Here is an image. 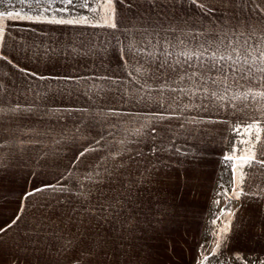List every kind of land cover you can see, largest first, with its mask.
I'll use <instances>...</instances> for the list:
<instances>
[{"label":"crops","instance_id":"crops-1","mask_svg":"<svg viewBox=\"0 0 264 264\" xmlns=\"http://www.w3.org/2000/svg\"><path fill=\"white\" fill-rule=\"evenodd\" d=\"M205 3L215 9L207 16L190 3L172 6L164 0L160 13L151 14V21L137 23L145 26L151 24L157 29L160 25L175 27V34L184 41V45L169 49L171 61L184 59L177 53L185 46L195 49L199 42L206 43L208 40L207 36H201L197 41L192 35H185L189 32H206L209 36L216 34L212 50L215 51L216 44H219L220 51L227 54L231 52L230 41L234 44L237 39L234 33L245 31L247 35L244 22L252 15V5L235 7L233 0H229L227 5L223 0H205ZM114 7L125 19L134 14L127 12L119 3L114 4ZM158 14L160 20L157 22ZM257 14H260L259 9ZM226 16L234 18L226 19ZM5 24L7 35L4 41H0V51L20 67L48 79L26 76L7 61H0V109H3L0 111V145L3 146L0 147V156H3V167H0V227L19 212L25 193L55 184L62 177H68L62 183L70 186V109L88 105V74L100 75L111 79L95 81L117 83V91L126 92V144L121 151L117 148L119 156L115 151L113 153L116 160V185L127 189L122 201L190 205V219L182 216L185 225L176 228L173 238L168 240L164 230H151L147 225L144 236L140 237L142 257L111 260V264H168V261H174L173 264H196L206 222L214 207L218 213L224 208L237 213L234 219L228 216L226 224L231 220L235 227H229L224 234V252L264 257V197L245 195L239 200L229 201L227 197L217 195L224 188L232 191L231 164L239 161L234 156L232 161L225 162L224 157L233 152L242 154L240 149L244 148L243 142L250 139V133L246 132L249 133L247 136L244 125L252 122L250 117L264 121L261 116L264 109H260V105L251 97L245 109V102L232 96L237 91H247L249 87L259 91L262 82L242 81L241 88L229 79L227 91L223 83H209L207 87L225 97L220 100L212 98L211 101H202L200 95L192 96L191 91L196 90V84L191 80L173 85L190 90L189 95L167 91L161 95L158 91H149L147 87L141 88L146 77L136 73L139 67L136 60L130 64L121 63L119 52L123 44L109 35L111 29L27 21H6ZM262 31L258 27L256 35L260 36ZM168 35L171 37L170 33ZM245 38L239 37L241 44ZM221 40L223 43H220ZM121 41H124L123 36ZM173 43L179 44V41L174 40ZM152 51L157 53L158 59L163 58L158 55L159 47ZM63 76L85 79L79 82L55 79ZM137 79L140 83L136 82ZM148 82L155 87L154 81ZM201 103L208 105L207 110L192 107ZM160 104L165 108L171 106L166 114L178 119L164 121L163 127L160 121H152L146 114L159 111ZM17 105L20 110L10 111ZM185 105L189 107L186 109ZM193 117L195 121H192ZM130 122L137 125L131 126ZM181 122H184L183 128L180 127ZM145 123L156 124L158 135L155 139L151 138L148 129L143 130V135L136 134ZM260 135L264 139V124ZM154 146L163 150L154 153ZM123 160H126V165L122 163ZM245 171L250 173L245 180L251 186V191L259 192L260 188H264V168L256 166ZM53 195L48 190L28 198L18 226L10 229L0 242V264H71L69 250L62 254L61 247L56 248L54 243L55 210L60 203L53 199ZM57 196L61 203L69 202L68 194ZM124 228L126 232L119 240L122 243L129 242L130 231L136 229L130 225ZM124 228L117 226V230L122 231ZM152 241L161 251L166 250L168 244L172 245V257L175 259L147 258L145 244ZM96 264L104 262L99 260Z\"/></svg>","mask_w":264,"mask_h":264},{"label":"snow or ice","instance_id":"snow-or-ice-1","mask_svg":"<svg viewBox=\"0 0 264 264\" xmlns=\"http://www.w3.org/2000/svg\"><path fill=\"white\" fill-rule=\"evenodd\" d=\"M190 3L191 5L197 6L201 12L207 16L212 14L215 9L208 6L205 0H167V3L175 6L177 3ZM119 3L124 6L127 12L134 13L131 16L125 17L118 13L114 7V4ZM162 3L164 0H105L104 4L94 3L90 4L89 0H0V8L7 6V10H0V41H4L7 35V26L5 21H27L31 23H48L56 25H68L73 27H91V28H106L111 29L112 32L109 33L116 41L123 44L119 52L121 60L125 63H131L132 60H136L139 67L136 68V73L139 76L146 77L141 83V88L147 87L149 91H158L161 95L167 91L169 93L183 92L185 95H189L190 90L184 88L174 87L173 85L185 80H191L196 84V90L191 91L192 96L200 95L202 101H211L212 98L218 100L225 99L224 96L218 95L214 90H211L207 85L211 83L212 85L224 84L225 90L227 91L230 87L229 79L232 80L239 87H243L242 81H247L249 83L262 82L261 90L255 91L251 87L247 91L239 92L237 91L232 98L236 100L244 101V108H248L247 101L251 97L253 101L260 105V109H264V31L261 32L260 36H257L258 27L264 30V0H233L235 7H248L252 13L251 17L244 22L247 28V35L245 31H239L237 39L233 44L231 41L229 46L231 47V52L225 54L220 51L219 44H216L215 51L212 50V46L216 43V34L209 36L206 32H189L185 35H192L193 39L199 41V37L207 36V42H199L197 48H187L184 47L177 55L183 56V60L176 59L171 61L169 57L172 53L169 51L170 48H176L180 45H184V41L176 36V29L174 26L169 25L167 27L160 25L157 29L151 24L145 26V24H138L137 21H151L152 13H160ZM226 5L229 4V0H223ZM19 4L20 7L15 8L14 5ZM147 6V7H145ZM77 9H87L91 15H84L77 12ZM257 9H259L260 14H257ZM138 10V11H137ZM75 12V14H73ZM49 13L51 15H49ZM223 15V13H221ZM226 19H231L233 17H225ZM157 22L160 20V15L156 16ZM239 24L240 21L238 20ZM120 33V35H116ZM161 33L165 35L161 36ZM171 34V37L168 34ZM226 36L227 33H224ZM121 36L124 37V41H121ZM246 38L243 44L240 43L239 37ZM155 37V39H153ZM174 40L179 41V44L173 43ZM220 43H223L221 40ZM159 47L158 55L163 57L158 59L157 53L152 51V49H157ZM75 51V49H73ZM47 52L48 50L45 49ZM210 53V54H209ZM0 61H7L9 65L17 68L21 73L26 76H32L36 79L45 80L48 79L42 75L34 72H29L26 69L15 64L12 59H10L6 54L0 51ZM195 61V63L193 62ZM149 72L151 74L149 75ZM131 75V73H130ZM55 79L61 81L69 82L75 80L79 82L84 77H72L63 76ZM93 79H111V77H93ZM152 80L155 83L150 84L148 81ZM137 83L140 81L137 79ZM91 99V97H90ZM159 111H151L146 115L151 118L152 121H160L161 127H163L164 121H170L172 119H178L169 113V108H165L163 104L158 105ZM189 106L185 105L187 109ZM192 107H203L207 110L208 105L201 103L200 105H192ZM20 110V106L17 105L15 108L10 109V111L16 112ZM241 110V109H238ZM3 111V109H0ZM25 111H30L26 109ZM110 114L114 116L124 115L123 113L116 112L114 109H110ZM261 116L264 117V111H261ZM251 123L244 125L246 132L250 133V139L244 141V148L240 149L241 155H236L233 152L231 155H226L224 157L225 162L232 161L234 156L239 161V163H232V191L229 192L227 188H224L222 193H217L218 196H225L229 199H241L242 196L252 195L264 197V188H260L259 192L251 191V186L248 185L245 180L246 176H250V173L245 171V169H252L256 166L264 168V139L261 138L260 132L262 124L264 121L257 120L250 117ZM196 118L193 117L192 121ZM203 123L204 121H200ZM214 122V121H213ZM180 127H184V122H181ZM148 129L151 138L155 139L158 135V128L155 123H145L138 129L136 134L143 135V130ZM252 130H255L254 132ZM239 134V133H238ZM100 141H97L99 144ZM0 147H3L0 145ZM163 149H158L155 146L152 151L155 153ZM89 151H97L96 148L88 149L80 152L78 157H84ZM179 151V149H177ZM117 156L120 153H116ZM137 155H141L137 153ZM115 159V157H113ZM103 161L101 162V164ZM101 164L96 165L100 167ZM76 166L75 164L73 165ZM0 167H3V156H0ZM115 167V165H113ZM239 172V176L237 173ZM71 175V172H69ZM68 177H62L57 179L55 184L44 185L42 188L34 189L31 192L25 193L23 201L21 202L19 212L14 215L10 222H6L4 226L0 227V242L2 238L8 233L10 229L14 226H18V222L22 219V214L26 210V201L29 197L35 195L37 192H43L51 190L53 199H56L57 203H61L59 196L55 195L57 193L69 192L68 189L62 183V180H66ZM91 178V175L89 176ZM221 187H224L223 185ZM259 187V186H258ZM219 204V201H217ZM99 210L104 211L103 205H99ZM74 212H78V209H72ZM88 211V209H85ZM221 215L217 216L216 219L212 220V224H216L218 220H222L224 216H230L233 219L236 217V212H231L227 208L221 209ZM110 215V214H109ZM93 218H97L95 212ZM107 218V217H104ZM71 222V218H70ZM83 226V225H81ZM229 227H235V224L230 220L229 224H226L223 228L219 229L220 234H226ZM74 239L67 240L61 247V253H66L69 248L76 243L79 239L80 244L84 247L80 248L79 255L74 256L73 260L75 264H95V261L91 258L93 255V250L90 245L83 239L82 236L78 234H73ZM221 246L220 241H216V248ZM204 246H201L203 249ZM216 249L212 251L214 256ZM209 261V256L204 255L198 264H206ZM260 264H264V260L260 261Z\"/></svg>","mask_w":264,"mask_h":264},{"label":"rangeland","instance_id":"rangeland-1","mask_svg":"<svg viewBox=\"0 0 264 264\" xmlns=\"http://www.w3.org/2000/svg\"><path fill=\"white\" fill-rule=\"evenodd\" d=\"M89 3H100L102 5L105 0H89ZM14 7L18 8L20 5L16 4ZM0 10H7V6L0 8ZM76 11L84 15H91L87 9H77ZM49 15L51 14L49 13ZM120 61L125 63L124 60ZM93 77H100V75L88 74V105L70 109L72 112V122L70 124L71 175L70 186H66L70 191L56 194H68L69 202L57 204L54 243L56 248L62 247L67 240L74 239V233L78 234L91 246L93 250L91 258L95 261V264L99 260L103 261L104 264H111L113 260L142 257L140 237L144 236V228L147 225L152 228L151 230L160 228L164 230L168 240L173 238L174 233L177 232L176 228L184 224L182 223V216L190 219L188 213L190 205L169 202L139 203L122 201L127 194V189L116 185L117 178L115 167H113L116 160L113 159V153L118 151L117 148L121 151L126 144L128 126L126 119L128 107L125 105L127 102L126 92L124 90L117 91L119 86L117 83L105 81L101 83L95 81L96 79H93ZM113 88L114 90H112ZM112 103H121L122 105L114 106ZM110 109L124 115L114 116L110 114ZM130 125L136 126L137 124L130 122ZM246 134L249 136V133ZM97 141H100V143L97 144ZM93 147L97 151H89L84 157L79 160L76 159L80 152ZM122 163L126 165V160H123ZM98 164H101V166L97 167ZM90 175L91 178H89ZM101 204L104 207L103 212L99 210ZM74 208L79 211H72ZM85 209H88V211H85ZM216 210L217 208L214 207L206 222L199 252L195 260L196 264L204 255L209 256V261L206 264H260L264 257L224 252L222 249L224 234H220L219 229L226 225L228 216H224L222 220L212 224L211 221L221 215ZM94 212L97 218H93ZM118 225L122 228L127 225L136 228L130 231L129 242L122 243L119 241L126 231H124L125 228L122 231L117 230ZM112 239H114L113 242ZM217 240L221 244L219 248H216ZM77 244H80L79 239L69 248L71 264H75L73 257L79 255L80 248L77 247ZM201 246H204L203 249ZM80 247L82 248L84 245L80 244ZM145 247L147 258L153 260L160 257H171L170 260L175 259L172 257L171 249L173 247L170 244H168L166 250L163 249L162 251L153 241L146 243ZM214 248L216 252L213 256L212 251ZM173 263L174 261H168V264Z\"/></svg>","mask_w":264,"mask_h":264}]
</instances>
